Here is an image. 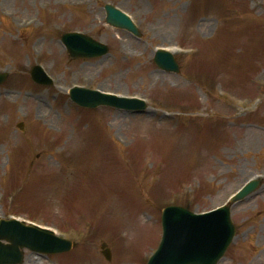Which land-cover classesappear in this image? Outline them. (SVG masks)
Returning <instances> with one entry per match:
<instances>
[{
  "label": "rangeland",
  "instance_id": "1",
  "mask_svg": "<svg viewBox=\"0 0 264 264\" xmlns=\"http://www.w3.org/2000/svg\"><path fill=\"white\" fill-rule=\"evenodd\" d=\"M2 1L0 219L27 218L72 242L59 255L22 249V264H145L165 206L205 212L253 177L258 188L230 206L235 237L218 264H264V0ZM108 3L139 38L105 24ZM68 32L109 52L73 59L60 42ZM166 47L178 73L152 61ZM35 65L52 86L31 80ZM74 86L148 107L81 108Z\"/></svg>",
  "mask_w": 264,
  "mask_h": 264
},
{
  "label": "water",
  "instance_id": "2",
  "mask_svg": "<svg viewBox=\"0 0 264 264\" xmlns=\"http://www.w3.org/2000/svg\"><path fill=\"white\" fill-rule=\"evenodd\" d=\"M105 10L108 24L138 34L135 26L123 14L110 5H106ZM62 42L73 58H91L107 52L106 47L82 35L66 34L62 37ZM154 62L163 70L177 71V65L169 54H156ZM31 76L39 84L50 83L37 67L32 70ZM4 79L5 76H0V84ZM71 99L84 107L105 105L137 110L145 107L140 103H117L112 97L107 98L87 90H75L71 93ZM256 184H249L235 199L243 198ZM228 210L226 208L222 213L213 216L209 214L196 217L179 207L165 208L162 213V239L147 264H216L234 235ZM0 240L11 243L7 246L0 243V264H21L23 256L18 247L45 253L64 252L71 247L70 243L54 239L43 231L24 228L14 222L3 220L0 221ZM103 254L109 260V251L105 250Z\"/></svg>",
  "mask_w": 264,
  "mask_h": 264
},
{
  "label": "bare ground",
  "instance_id": "3",
  "mask_svg": "<svg viewBox=\"0 0 264 264\" xmlns=\"http://www.w3.org/2000/svg\"><path fill=\"white\" fill-rule=\"evenodd\" d=\"M4 1H6V0H3V1H2V5L4 4ZM204 27H206V24H202V28H204ZM260 77H261V78H264V70L261 72ZM39 103H40V102H39ZM39 103H38V109L42 110V107H41L42 104H39ZM41 103H42V102H41ZM43 106H44V105H43ZM44 111H46V110H44ZM41 112H42V111H39V114H37V115L39 116V115L41 114ZM46 113L48 114L47 111H46ZM120 118H121V117L119 116V117H117V119H115V120H120ZM248 133L252 134L251 131H249ZM242 135H243V137L246 138V140H247V132L244 131V132L242 133ZM239 138H241V136H240ZM68 140H69L70 142H72V143L75 142V138H74V137H69Z\"/></svg>",
  "mask_w": 264,
  "mask_h": 264
}]
</instances>
